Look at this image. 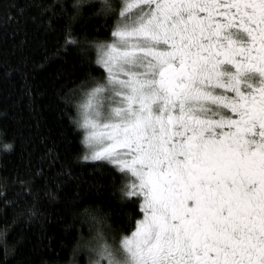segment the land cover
I'll return each mask as SVG.
<instances>
[{"label":"snow or ice","instance_id":"6c2138e0","mask_svg":"<svg viewBox=\"0 0 264 264\" xmlns=\"http://www.w3.org/2000/svg\"><path fill=\"white\" fill-rule=\"evenodd\" d=\"M96 15L111 19L106 37L85 38L100 74L65 99L83 159L112 166L137 211L125 227L97 220L74 252L85 264H264V0H100ZM77 43L69 24L65 44Z\"/></svg>","mask_w":264,"mask_h":264},{"label":"trees","instance_id":"16d2710c","mask_svg":"<svg viewBox=\"0 0 264 264\" xmlns=\"http://www.w3.org/2000/svg\"><path fill=\"white\" fill-rule=\"evenodd\" d=\"M53 2L0 0V228L10 225L0 264H85L86 252L74 249L97 220L125 227L137 211L121 200L112 166L83 159L76 109L65 99L100 74L85 38L106 37L111 19L96 15L98 0H83L75 20V0H63L64 11L59 3L50 8ZM69 24L74 45L65 44Z\"/></svg>","mask_w":264,"mask_h":264},{"label":"rangeland","instance_id":"374dc122","mask_svg":"<svg viewBox=\"0 0 264 264\" xmlns=\"http://www.w3.org/2000/svg\"><path fill=\"white\" fill-rule=\"evenodd\" d=\"M99 2H100V0H98ZM81 131H82V135H84V133H83V130L81 129ZM84 146H85V152H84V155L85 154H89L90 155V149L88 148V146L84 143Z\"/></svg>","mask_w":264,"mask_h":264},{"label":"clouds","instance_id":"9594fccd","mask_svg":"<svg viewBox=\"0 0 264 264\" xmlns=\"http://www.w3.org/2000/svg\"><path fill=\"white\" fill-rule=\"evenodd\" d=\"M9 143H10V142H5L4 145H7V144H9ZM4 145H3V146H4Z\"/></svg>","mask_w":264,"mask_h":264}]
</instances>
